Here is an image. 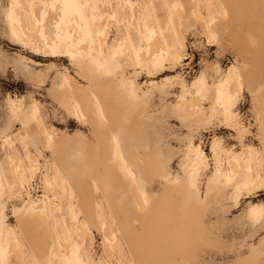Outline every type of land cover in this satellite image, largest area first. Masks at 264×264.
<instances>
[{"label":"rangeland","instance_id":"obj_1","mask_svg":"<svg viewBox=\"0 0 264 264\" xmlns=\"http://www.w3.org/2000/svg\"><path fill=\"white\" fill-rule=\"evenodd\" d=\"M34 1L41 12H31ZM98 1L0 0V229L7 225L0 264L39 263L20 227L9 225L18 213L24 224L35 212L47 218L33 221L47 264H138L122 222L139 229L142 218L138 237L157 247L152 264H264V67L249 74L252 51L264 59V37L245 31L242 52L227 36L209 43L206 24L228 18L217 0L196 1L200 21L193 0ZM179 6L183 15L173 20ZM17 9L30 14L27 23ZM21 26L40 28L39 35L27 43ZM167 27L185 38L179 62L168 52L146 53V42L162 39ZM191 54L195 67L192 58L182 70ZM97 106L109 116L114 110L112 124ZM101 163L110 165L115 188ZM186 205L197 219L192 230ZM180 219L185 234L167 230ZM104 235L118 239L123 257Z\"/></svg>","mask_w":264,"mask_h":264},{"label":"bare ground","instance_id":"obj_2","mask_svg":"<svg viewBox=\"0 0 264 264\" xmlns=\"http://www.w3.org/2000/svg\"><path fill=\"white\" fill-rule=\"evenodd\" d=\"M100 1H102V0H100ZM196 1L197 0H193L192 11H193V14H194L195 18L200 21V16H199L198 8H197L198 7V5H197L198 2L196 3ZM98 4H100V2ZM104 6L105 5H103L102 7H104ZM236 6H237L236 7V10H235L236 12H235V16H234V20H236V21H243V19H249V18L255 16L256 13H257V8H256L257 6L256 5L253 6V9H252V7L250 8L248 4L243 3V2H240V3L236 4ZM30 10H31L32 13L39 12V11L41 12L42 11V5L39 2L34 1L30 5ZM98 10H101V8L100 9L98 8ZM57 11H58V5L56 4L53 9H51L48 12L45 13V20L47 18L49 20V16H50L49 15V12L55 13ZM16 12H17L18 15L21 16V18H20L21 21L24 19L25 20L24 22L27 23V20H28L30 14L28 15L26 12H23L22 10H19V9H17ZM107 12H109L108 11V8H107ZM118 12H119V14L122 13V11L120 9H118ZM103 13H105V12H103ZM246 14H248V15H246ZM182 15H183V8H182V6H179L178 9L175 11V13L173 15V20L179 19ZM226 16L229 17V13L227 11H226V15L224 17H226ZM224 17H222V18H224ZM29 23H30V21H29ZM244 23L248 26V28H245L243 30L241 28L240 29L241 32L239 33V35H237L235 33L230 34V35H232L230 37H232L234 39V42H237L238 43V45H239L238 46V50L239 51L240 50H243L244 48L245 49L247 48V46L245 44H244L245 45V47H244V45L242 44L243 43L242 41H239L238 40L241 37H245V35H244L246 33L245 31H248L250 34H252L250 36H253V35L255 36L256 35L255 37H257V36L259 38H261V37L263 38L264 37V27H263L264 26V23H258V22L256 23V22H253V21L252 22H247V23L244 22ZM72 24L75 27V23H72ZM241 24L244 26L243 23H241ZM29 26L26 27V28L23 27V26H21V27H23L21 31H22L23 35L25 36L24 38H25V41L27 43H29L30 41L35 40L36 37H37V35H39L38 33L40 31V28L33 29L34 27L33 28H30ZM51 27H53V26H51ZM218 29H220V28H218ZM223 29H225L223 32L229 31V28H227V27H224ZM205 30H206V33H207V36H208V42L210 43L211 40L213 38H215V30L212 27V22L211 21L206 24ZM178 31H176V33H174V32H172V30H171L170 27H167L165 29V31H164V34L162 36V39H160L157 36L151 37L148 40V42H146V46L148 48V52H146V53L149 56H151L152 54H158V53L168 52V54L171 57H173L175 60H177L179 62L181 60V58H182V55L179 52L178 48H180V49H184L185 48V38H184L182 32H178ZM105 33H107V30H106ZM47 41H48L47 42V45H51L55 41V38H52V36H51V37H49V40L47 38ZM98 41H99V43L101 45H104L105 44V41H106V34L99 36L98 37ZM250 42H252L254 44L253 41H250ZM41 43H43V42L41 41ZM210 45H212V44H210ZM80 49L81 50H85L86 49V46L85 45H81L80 46ZM252 52H253V55L255 57V60H253L252 69L250 70V73L249 74H251L252 77L253 76L256 77L257 76L256 74L258 72L257 71V68H259V69L262 70L263 67H264V59H261V56H262L261 52L262 51L260 49H254V51H252ZM117 56H119V55L117 54ZM140 59H142L141 56H140ZM235 81H237V79L234 80V81H231V84H230L231 90H235V88H236V82ZM195 100H197V99H195ZM97 107H98L97 110H98V114H99L100 118L104 122L107 121V124H112L114 122V119H115V112H114V110H111V113L109 112V114H110V116H109L106 113L104 114L102 112V109H101L100 106H97ZM73 108H74V112L76 113V116H77L79 122L82 123V124H86L88 122V120L86 119V116H85V114L82 111L81 105H80V103L77 100H74L73 101ZM193 117L196 118V115L193 116ZM91 160L93 161L92 157H91ZM117 162H118V165L121 164V162H120L119 159H117ZM90 166H91V172L93 173V170H92L93 167H94L93 162L90 164ZM233 166L234 167H233V170L232 171L233 172H236L237 171V166L236 165H233ZM11 170H12L13 178L15 179L16 174H15L14 168L12 167ZM34 170H35V168H34ZM18 174L20 176H22L23 179H26V176H25V174L23 172L22 167L18 169ZM246 177H248V174L247 173H245L244 176L241 175V178H246ZM128 179H129L130 182L133 181L130 177H128ZM182 193H183V196H184V198L186 200V197L189 195L188 194V190L186 188H184L182 190ZM193 198H194V196H192V198L190 199L192 202H193V200H192ZM82 202L84 203L83 210L85 212V215H86L87 220L90 223L94 224L92 222V219H91L93 217V213H92L93 208L91 206L90 199H88V200L87 199L82 200ZM187 202H189V201H187ZM37 206L39 207L40 205H37ZM144 207H141L140 211H143ZM191 210H192V213H193L194 210L192 208H191ZM153 212L155 213L156 210L153 211ZM192 213L189 210V205H186V216L189 217V219H190V220H187L190 223V226H191L190 227V230H192V228H193L192 225L194 223H196L195 220H197V219L194 220L193 214L195 216V213H193V214ZM31 217H33V218H35V217H38V218H46L44 215L40 214L39 212L33 213L31 215ZM121 221H123V220H121ZM46 222H48V221L46 220ZM127 224H128L127 222H122V225L125 228L126 232H128ZM166 225H168V229H167L168 231H170V230L174 231V229H175L174 232H176L178 234H181V233L185 234V232H187V230L184 229L187 226H186V224H185V222H184L183 219L175 220V222H172V223L171 222H168V223H166ZM144 232H145V230L144 231L142 230L139 233L138 236L140 238H141V236L143 237L145 235ZM139 237H132L129 240L130 243H131L130 244V249H131V252H132L133 257L136 259V261L138 262V264H152V262H156L157 256H156L155 253H156L157 247L155 245H153V244H150V241H147V239H144L143 241H141V239ZM104 239H109V238L104 235ZM112 239H109V240H111V241L114 242V245H115V248H116L117 253L119 254L120 257H123L121 243L118 241V239H114V240H112ZM69 246L68 245L66 246V251H65V254L66 255L69 254ZM179 246H180V244H179ZM13 247H15V246L14 245H11L10 246V250H13Z\"/></svg>","mask_w":264,"mask_h":264},{"label":"crops","instance_id":"obj_3","mask_svg":"<svg viewBox=\"0 0 264 264\" xmlns=\"http://www.w3.org/2000/svg\"><path fill=\"white\" fill-rule=\"evenodd\" d=\"M224 8L225 10L229 13V17L223 21H220L218 23L214 22L212 23V27L213 29L216 31L215 32V40L217 39V36L221 38V41H223V36H227V39H229L233 45L236 47V49L238 50V43L234 42V39L230 36V34H237L234 30L235 29H245L248 28V26L244 23V22H258V23H264V0H217ZM243 2L249 5V7L253 9V6L256 5L257 7V13L255 16L249 18V19H243V21H236L234 20V16H235V10H236V4ZM248 15V14H246ZM243 23L244 26L241 24ZM224 27L229 28V31L227 32H223L225 29H223ZM264 27V26H263ZM220 28V29H218ZM239 35V33L237 34ZM208 39V36H207ZM239 41H242L243 45L245 44L246 46L248 45V40L245 37H241L240 39H238ZM244 45V47H245ZM210 47H212V45H210ZM245 49V48H244ZM239 51V50H238ZM239 52H242V50H240ZM190 60V58H189ZM188 60V61H189ZM187 62V61H186ZM196 65V64H195ZM195 67V66H194ZM102 164V163H101ZM99 167H101L102 172L104 173H111L110 176H106L107 179V183L111 185V187L115 188L114 184V176L112 174V170L109 169L110 165L103 163L102 165H99ZM99 184V183H98ZM100 185V184H99ZM116 185V184H115ZM101 186V185H100ZM104 186V185H103ZM117 186V185H116ZM100 188V187H99ZM115 198H117V195L114 196ZM115 206V208H114ZM114 206L111 209V216H112V223L113 225H115V229L118 233V235H120V228L118 227V222H115L116 220V204H114ZM2 212V211H1ZM1 214V213H0ZM18 216L15 217L14 219H12L9 225H13L16 227L18 233H19V227L22 233L21 238L23 239L26 247L28 248V250L30 251V253L34 256V258L36 259L38 264H47L45 261V253L43 250V237L42 235H40V231H39V225H33V221H35V218L31 217V215L29 216V218L26 220V222L24 224H19V213L17 214ZM145 217V214H143ZM2 218V215H0V219ZM151 219V218H150ZM144 218L142 219H138V225H139V229H136V227L133 225L134 224H127L128 227V233L126 235H128L129 238L132 237H138L139 233L143 230H145L146 226L145 223H143ZM144 225H143V224ZM142 225V226H141ZM7 225H4V227ZM2 227L0 229V231L4 228ZM138 231V232H137ZM145 234V233H144ZM143 234V235H144ZM122 235V234H121ZM124 235V234H123ZM130 242L127 243V245L130 247ZM17 255V254H16ZM13 256V255H12Z\"/></svg>","mask_w":264,"mask_h":264},{"label":"water","instance_id":"obj_4","mask_svg":"<svg viewBox=\"0 0 264 264\" xmlns=\"http://www.w3.org/2000/svg\"><path fill=\"white\" fill-rule=\"evenodd\" d=\"M192 58H194V61H193V62H194V63H193V67L195 66V64H196V62H195V56H194V54H191L190 60L187 61V62L181 67L182 70H188V69H191V67H188V64L190 63V61H191Z\"/></svg>","mask_w":264,"mask_h":264}]
</instances>
